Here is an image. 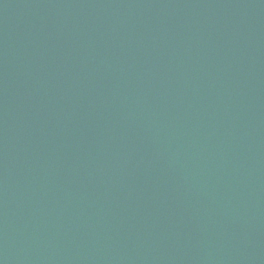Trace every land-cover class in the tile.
Wrapping results in <instances>:
<instances>
[{"label": "water", "instance_id": "obj_1", "mask_svg": "<svg viewBox=\"0 0 264 264\" xmlns=\"http://www.w3.org/2000/svg\"><path fill=\"white\" fill-rule=\"evenodd\" d=\"M0 264H264V0H0Z\"/></svg>", "mask_w": 264, "mask_h": 264}]
</instances>
